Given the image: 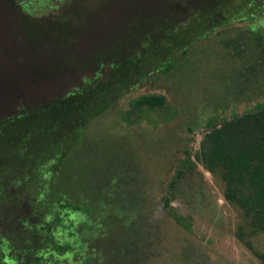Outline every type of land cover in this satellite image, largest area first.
I'll list each match as a JSON object with an SVG mask.
<instances>
[{"label": "rangeland", "instance_id": "rangeland-1", "mask_svg": "<svg viewBox=\"0 0 264 264\" xmlns=\"http://www.w3.org/2000/svg\"><path fill=\"white\" fill-rule=\"evenodd\" d=\"M124 2L106 0L99 12L89 13L83 28L73 33L75 44L67 55L87 63L107 43L125 39L126 22L135 19L146 27L141 19L158 11L145 0ZM42 3L25 9L42 19L60 15L65 3L77 1L67 0L58 10ZM6 6H0V60L8 69L5 55L19 59L13 65L18 92L0 104V117L14 111L16 101L47 102L81 86L85 77L70 66L50 79L29 70L48 67L51 42L39 39L35 50L27 51L21 43L23 22ZM263 20L223 27L175 54L89 124L63 174L51 179L48 196L38 203L34 250L24 263L263 264L264 234L225 198L221 178L198 160L213 125L264 106ZM10 82L1 78L0 86ZM146 94L165 96L166 107L145 108L143 119L127 121L131 102ZM166 197L190 231L168 214Z\"/></svg>", "mask_w": 264, "mask_h": 264}, {"label": "trees", "instance_id": "trees-1", "mask_svg": "<svg viewBox=\"0 0 264 264\" xmlns=\"http://www.w3.org/2000/svg\"><path fill=\"white\" fill-rule=\"evenodd\" d=\"M66 1L0 0V6L13 8L22 20L25 29L21 43L27 51L35 50L39 39L51 42L53 54L48 67L29 70L44 79L56 77L67 66L85 74L82 85L72 91L38 104L16 101L14 111L0 117V264H26L25 259L33 254L37 223L32 219L40 213L38 203L48 196L51 179L63 174L68 156L80 144L91 122L113 108L132 86L172 61L175 54L223 27L264 16V0H145L158 7L152 18L141 19L146 21V27L139 20L126 22L125 39L112 40L87 63H81L67 55L75 44L73 36L83 28L89 13L99 12L106 0H76L77 4L69 7ZM32 2H51L57 10L64 3L65 7L60 15L38 19L25 9ZM5 57L11 68L4 66L5 59L0 60V79L11 82L0 86V104L14 100L13 94L18 92V71L13 65L19 59ZM166 105L163 95H142L131 102L126 120H141L143 109H164ZM198 160L221 178L225 198L238 205L252 227L264 234V106L213 125L204 135ZM164 206L179 226L190 231L184 218L174 211L170 197L164 199ZM259 257L264 264V255Z\"/></svg>", "mask_w": 264, "mask_h": 264}]
</instances>
